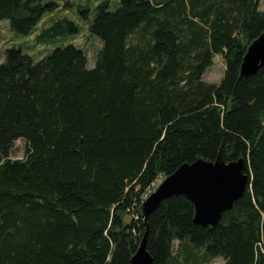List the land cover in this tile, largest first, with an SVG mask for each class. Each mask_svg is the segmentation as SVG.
I'll use <instances>...</instances> for the list:
<instances>
[{"label":"trees","instance_id":"1","mask_svg":"<svg viewBox=\"0 0 264 264\" xmlns=\"http://www.w3.org/2000/svg\"><path fill=\"white\" fill-rule=\"evenodd\" d=\"M259 1L119 0L111 11L104 0L88 26L101 43L92 68L71 44L38 64L5 51L0 264H130L146 231L153 264H264V67L240 76L264 33ZM59 8L0 0V22L29 37ZM79 31L51 19L35 40ZM216 56L225 67L218 85L203 80ZM18 140L25 156L12 161ZM219 155L243 159L249 183L216 227L196 225L182 195L144 221L141 206L159 178Z\"/></svg>","mask_w":264,"mask_h":264},{"label":"water","instance_id":"2","mask_svg":"<svg viewBox=\"0 0 264 264\" xmlns=\"http://www.w3.org/2000/svg\"><path fill=\"white\" fill-rule=\"evenodd\" d=\"M264 67V33L248 47L240 67V76L255 75ZM249 177L243 159L225 162L221 156L213 161L197 160L180 166L167 176L141 206L146 222L161 203L173 196H185L194 208V223L203 228H214L222 215L246 192ZM146 231L130 264H153L147 250Z\"/></svg>","mask_w":264,"mask_h":264},{"label":"rangeland","instance_id":"3","mask_svg":"<svg viewBox=\"0 0 264 264\" xmlns=\"http://www.w3.org/2000/svg\"><path fill=\"white\" fill-rule=\"evenodd\" d=\"M48 1V0H47ZM55 1L59 5V11L51 15H47L43 22L38 25L32 36L22 37L14 35L9 27L8 21L0 22V65L3 64L5 58V51L9 48H16L21 50L24 54H27L33 58L35 64H38L43 57L48 56L52 51L57 48H62L66 45H74L86 53L88 67L92 68L96 62L97 55L101 49V43L98 39L93 37L89 31L88 26L92 24L94 17V8L104 0H50ZM119 0H109L111 5V11L116 10ZM70 5V6H68ZM89 7V12L83 14V9ZM259 12L264 11V0L259 1ZM82 13V14H81ZM66 18L72 21L80 28L79 33L75 37H67L66 40L57 39L53 42L46 44L37 43L35 36L38 35L41 30L51 25V19ZM224 62L222 57L216 56L213 60V65L207 69L204 75V81L209 84L218 85L224 76ZM26 146L24 141L18 140L14 144V148L10 154L12 161H21L25 156ZM163 181L159 178L157 182L152 186L151 192L153 193L159 184ZM224 261L220 258L213 260L210 264H223Z\"/></svg>","mask_w":264,"mask_h":264},{"label":"built area","instance_id":"4","mask_svg":"<svg viewBox=\"0 0 264 264\" xmlns=\"http://www.w3.org/2000/svg\"><path fill=\"white\" fill-rule=\"evenodd\" d=\"M151 189H152V188H151ZM151 189L148 190V197H149V195L152 193V192H151ZM148 197H145V200H146Z\"/></svg>","mask_w":264,"mask_h":264}]
</instances>
